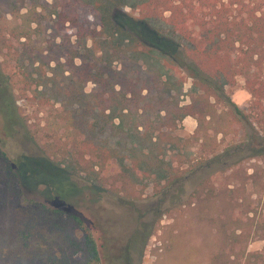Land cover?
Wrapping results in <instances>:
<instances>
[{"label":"trees","instance_id":"obj_1","mask_svg":"<svg viewBox=\"0 0 264 264\" xmlns=\"http://www.w3.org/2000/svg\"><path fill=\"white\" fill-rule=\"evenodd\" d=\"M28 2L32 7L22 12ZM115 8L113 1L101 10L83 0H0L1 52H18L15 39H31L34 33L31 25L41 24L45 19L43 13H46L53 39L49 47L53 54L47 55V62L55 59L58 51L67 46L71 51L67 62L76 76V83L91 81L95 84L90 98L81 96L74 88L63 109L51 102L47 92L38 90L36 86H40V82L37 78L24 71V80L35 92V97L44 106L51 107L54 122H67L68 128L72 126L78 136L84 133L83 126L91 133L78 137L68 146V160L50 158L46 149L43 157L23 156L14 160L6 148L8 138L20 131L24 136L36 138L30 134L28 120L0 62V264H106L104 259L108 254L103 251L104 245L98 243L93 231L79 216L25 196L23 186L28 180H37L34 174L39 172L38 164L43 161L54 174L55 180L49 189L56 198L77 205L95 201L98 190L112 182L127 192V201H135L140 196L132 182L134 171L143 165L165 170L160 165L165 145L182 143V138L174 131L185 116L191 115L198 120L195 139L211 152L213 162L225 167L228 163L225 156H229L231 162L225 168L231 170L232 175L242 177L246 160L261 161L264 174V0L142 1L140 19L146 28L158 38L175 44L171 51L155 47L156 50L167 55L177 66H185L192 72L198 92L191 96L189 103L181 102L180 94L173 92L160 73L146 69L133 58L126 57L121 67L110 69L96 63H74L77 55L71 37L75 35L79 45L84 46L86 39L102 33L100 27L109 19L112 27L115 25L118 30L128 31L140 39L136 32L116 23ZM155 16H164L192 47L179 48L175 38L151 25L148 18ZM60 37L66 40L65 46L52 47L54 40ZM22 44L24 50L29 48L27 43ZM239 76L245 79L253 98L249 114L233 102L226 89ZM75 103L83 106L79 114ZM114 106L119 109L118 124L111 121L113 118L107 112ZM243 123L251 129L241 134L240 142L235 146L228 145L226 153L217 151L219 143L217 138L213 141L209 129L217 137L219 133L227 134L228 127L238 124L241 133L245 130ZM257 171L254 167L251 175ZM223 172L221 168L212 177ZM74 174L84 175L86 181L79 184L73 180ZM182 178L183 175L176 173L168 186L161 189L166 197V189L172 191L170 188L178 185V189L170 193L168 210L179 207L183 201ZM37 186L38 182L32 184L34 189ZM155 209L153 220L140 221L143 235L137 234V239L141 237V243H145L155 227L161 225L163 210L159 202ZM236 221L237 228L232 234L227 235L226 227L222 226L225 233L222 240L234 243V246L242 245L249 237L244 230L237 232L244 226L242 217ZM261 224L264 220L257 222L258 228ZM73 229L79 236L73 235ZM240 253L246 257L247 264H264L262 251L246 255L241 249L236 253L238 257Z\"/></svg>","mask_w":264,"mask_h":264},{"label":"rangeland","instance_id":"obj_2","mask_svg":"<svg viewBox=\"0 0 264 264\" xmlns=\"http://www.w3.org/2000/svg\"><path fill=\"white\" fill-rule=\"evenodd\" d=\"M83 1L101 10L106 9L111 1L115 2L116 23L136 32L140 39L133 37L128 31L118 30L115 25V28L112 27L109 19V22L100 27L102 33L86 39L84 46L79 45L75 35L71 37V43L76 49V65L96 63L108 69L119 68L124 58H133L146 69L160 73L173 92L180 94L182 103L191 101V96L198 92L192 72L185 66H177L167 55L156 50L158 48L171 51L175 44L153 35L143 24L140 19V5L143 0ZM31 7L28 2L22 12ZM43 15L45 19L41 24L31 25L34 30L31 39H15L18 52L0 51L1 66L8 74L17 103L28 120L32 132L30 134L36 138L24 136L21 131L9 137L6 148L14 160L23 156L43 157L45 149L50 158L68 160V146L74 144L78 137L91 133L83 126L84 133L78 136L72 126L68 128L67 122H54L51 119V107L44 106L24 80L23 72L27 71L32 78L35 77L40 82V86H36L38 90L47 92L51 96V102L63 109L68 104L74 88L80 91L81 96L84 94L90 98L93 94V82L84 83L79 79L81 84L76 83V76L71 73V65L67 62L71 51L65 46L66 40L61 37L54 40L52 47L54 45L58 48V44L65 47L58 51L55 59L47 62V55L53 54L49 49L53 39L49 16L46 13ZM148 21L164 34L175 38L180 44L179 48L192 47L191 42L175 30L164 16L148 18ZM22 43H27L29 48L24 50ZM226 89L233 102L238 104L245 114H249L253 98L245 85V79L239 76L235 83L228 84ZM74 107L77 114L83 111L81 104L75 103ZM230 107L234 108L232 105ZM107 112L113 118L111 121L118 124V107H111ZM229 116L233 118L232 113H229ZM243 126L245 130L241 133L238 132L241 126L234 124L228 127L227 134L219 133L217 137L216 134L214 136L213 130L209 129L213 141L217 138L219 143L217 151L226 153L225 148L228 145L238 144L241 134L251 129L248 124L243 123ZM198 128V120L194 116H185L174 131L182 138V143L175 146L165 145L163 161L160 163L165 170H159L152 167L153 165H143L141 169L134 171L132 182L135 184V192L140 196L138 200L127 201V192L112 182L98 190L95 201L77 205L56 198L54 192L49 189L55 180L54 174L45 161L38 164L39 172L34 174L37 180H28L23 186L25 196L42 200L50 207L61 208L79 216L84 225L93 231L98 243L104 245L102 250L108 254L104 259L106 264H247L243 253H240V257L237 256L239 250H245L246 255L249 252H264V224L259 228L257 226L259 220H264V174L261 169L263 163L246 160L243 163L245 166L242 177L232 175L231 170L225 168L231 158L225 156L228 162L225 167L219 162H213L211 152L202 148L201 141L195 139L194 133ZM200 134L201 132L197 135ZM254 167L258 171L252 176ZM221 168L224 172L212 177ZM176 173L183 175L180 181L185 192L181 205L168 210L171 206L170 193L176 191L178 185L170 188L172 191L167 188L166 197L161 189L168 186V182ZM246 174L249 176L246 177ZM83 176L74 174L73 180L81 184L86 181ZM37 182V189L32 188V184ZM161 197L164 199L160 200ZM208 197L209 199H206ZM158 202L163 210L161 225L159 228L155 227L145 243H141L142 238L137 239V234L143 235L140 221L153 220ZM238 217H242L244 226L237 232L244 230L249 237L242 245L234 246V243L222 240L225 237L222 226L226 227L227 235L232 234L237 228ZM72 233L79 236L76 229H73Z\"/></svg>","mask_w":264,"mask_h":264}]
</instances>
